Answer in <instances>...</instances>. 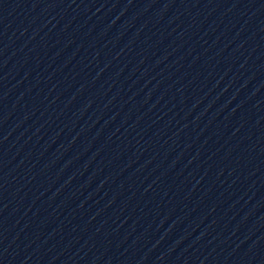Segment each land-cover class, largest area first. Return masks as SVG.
I'll use <instances>...</instances> for the list:
<instances>
[{
  "label": "water",
  "instance_id": "obj_1",
  "mask_svg": "<svg viewBox=\"0 0 264 264\" xmlns=\"http://www.w3.org/2000/svg\"><path fill=\"white\" fill-rule=\"evenodd\" d=\"M0 264H264V0H0Z\"/></svg>",
  "mask_w": 264,
  "mask_h": 264
}]
</instances>
